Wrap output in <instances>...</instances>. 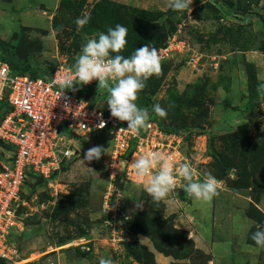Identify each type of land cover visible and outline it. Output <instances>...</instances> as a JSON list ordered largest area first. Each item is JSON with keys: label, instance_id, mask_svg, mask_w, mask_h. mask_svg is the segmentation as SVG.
I'll return each instance as SVG.
<instances>
[{"label": "rangeland", "instance_id": "obj_1", "mask_svg": "<svg viewBox=\"0 0 264 264\" xmlns=\"http://www.w3.org/2000/svg\"><path fill=\"white\" fill-rule=\"evenodd\" d=\"M191 8L173 10L168 0H0V47L29 57L37 75L72 67L88 39L117 24L128 29L119 55L149 43L169 49L161 75L145 82L138 99L151 98L149 121L153 105L167 111L159 122L176 132L162 136L179 146L180 163L187 156L198 179L210 172L220 182L208 203L190 198L181 179L155 202L129 170L135 144L115 160L110 131L70 134L75 155L65 169L28 178L11 260L0 264H99L102 257L113 264H264V248L251 239L264 226V96L257 91L264 0H193ZM83 17L88 23L78 29ZM90 97L109 110L106 90ZM97 145L107 152L84 160Z\"/></svg>", "mask_w": 264, "mask_h": 264}, {"label": "built area", "instance_id": "obj_2", "mask_svg": "<svg viewBox=\"0 0 264 264\" xmlns=\"http://www.w3.org/2000/svg\"><path fill=\"white\" fill-rule=\"evenodd\" d=\"M168 51L159 53L163 58ZM60 67L65 71L72 68L60 64L48 77L13 74L10 65L0 57V106L6 109L0 121V259L3 260H11L12 238L27 179L30 175L50 178L66 159L75 155L67 143L68 135L110 131L115 160L135 144L138 157L154 151L171 156L177 168L180 164L179 146L164 140L162 134L166 133L156 122L149 121L143 131L132 133L127 122L113 118L109 110L95 105L90 96L76 94L96 89L98 81L74 85V90H62L53 84ZM183 162H189V158L184 157ZM179 179L177 174L176 181Z\"/></svg>", "mask_w": 264, "mask_h": 264}, {"label": "clouds", "instance_id": "obj_3", "mask_svg": "<svg viewBox=\"0 0 264 264\" xmlns=\"http://www.w3.org/2000/svg\"><path fill=\"white\" fill-rule=\"evenodd\" d=\"M192 4L193 0H168V7L176 11H188L192 9ZM88 20L89 17L77 18V28H82ZM57 31L59 30L53 31V36ZM127 34L128 29L117 24L115 28H109L107 34L99 33L98 39H88L82 45L72 68L68 71L62 67L58 69L53 84H58L62 90H74V85H88L94 80L98 81V91L106 90L108 93L107 105L111 116L127 122V129L138 133L148 127L150 119L149 110L136 104L138 93L145 88V82L150 77L161 75L162 58L159 50L151 43L136 49L128 58L119 55L127 44ZM112 53L116 55L113 56ZM257 91L264 96V84ZM152 111L158 117L167 116V111L159 104L153 105ZM101 126L104 127L103 122ZM106 152L103 146H93L84 153L83 159L88 162L98 161ZM135 152L133 158L137 156ZM130 163L129 170L133 169L138 180L144 182L143 187L155 202L166 199L175 189L177 174L182 179L188 196L197 202H211L219 194L220 182L217 178L208 172L203 174L202 180L198 179L196 170L189 162H182L177 168L171 156L149 151L132 159ZM59 171L61 167L51 177ZM135 206L142 209L143 202L135 201ZM251 239L257 246L264 248V226H258ZM99 264H113V260L102 257Z\"/></svg>", "mask_w": 264, "mask_h": 264}, {"label": "trees", "instance_id": "obj_4", "mask_svg": "<svg viewBox=\"0 0 264 264\" xmlns=\"http://www.w3.org/2000/svg\"><path fill=\"white\" fill-rule=\"evenodd\" d=\"M0 51L3 54V57L1 56V58L10 65L12 72H14V73L18 72L20 74H30L32 76H41V75H37V74L33 73L34 67L32 65L30 58L29 57L19 58L15 54L14 49L11 46L2 45L0 47ZM49 76H51V73L49 74ZM43 77H48V76H43ZM96 89H98V87ZM96 89L90 88L86 92L83 90H80L79 92H76V94H80V95H84V96H90L92 94V92H94ZM150 100H151V98L149 96L144 95V97L138 99L139 103L137 104V106L140 108H147ZM252 104H253V101H251L249 103L248 109L251 107ZM2 112H4V115H5L6 109L4 108V106H0V121L4 117V115H2ZM150 114L153 118V120H151V121L156 122L164 133L173 134L176 132V129L171 128V127H168L167 129L164 130L162 127V124L159 122V117L153 111H151ZM62 169H65V162L62 163V165H61V170ZM3 261H5V260L0 259V262H3Z\"/></svg>", "mask_w": 264, "mask_h": 264}]
</instances>
